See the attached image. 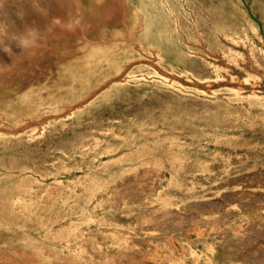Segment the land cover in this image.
<instances>
[{"label": "rangeland", "instance_id": "374dc122", "mask_svg": "<svg viewBox=\"0 0 264 264\" xmlns=\"http://www.w3.org/2000/svg\"><path fill=\"white\" fill-rule=\"evenodd\" d=\"M0 264H264V0H0Z\"/></svg>", "mask_w": 264, "mask_h": 264}]
</instances>
